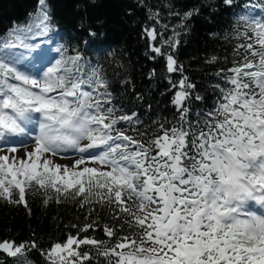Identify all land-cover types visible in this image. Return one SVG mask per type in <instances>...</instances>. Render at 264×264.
Returning a JSON list of instances; mask_svg holds the SVG:
<instances>
[{
  "label": "snow or ice",
  "instance_id": "snow-or-ice-1",
  "mask_svg": "<svg viewBox=\"0 0 264 264\" xmlns=\"http://www.w3.org/2000/svg\"><path fill=\"white\" fill-rule=\"evenodd\" d=\"M220 2L236 17L221 37L231 51L206 59L216 98L197 109L205 97L175 53L213 5L168 0L177 30L138 0L145 55L179 74L161 93L170 117L149 103L145 119L134 89L127 108L102 66L59 42L54 0L0 30V201L29 216L37 199L77 209L47 247L34 231L0 237V264H264V0Z\"/></svg>",
  "mask_w": 264,
  "mask_h": 264
},
{
  "label": "trees",
  "instance_id": "trees-1",
  "mask_svg": "<svg viewBox=\"0 0 264 264\" xmlns=\"http://www.w3.org/2000/svg\"><path fill=\"white\" fill-rule=\"evenodd\" d=\"M177 12L201 4L213 5L202 7L199 16L190 23V30L182 34V44L175 56L184 65L185 74L197 85V91L205 97L197 102V109L210 107L215 96L212 85L216 78L211 74L217 65L209 66L206 59L212 55L223 57L230 54L231 47L223 41L222 34L229 30L236 17L225 10L220 0H173ZM168 0H146V7L161 10L162 23L177 26L178 19L169 17L163 7ZM138 0H54L57 30L64 35L61 43L77 46L93 63L102 66L107 77L112 81L114 93L124 96L127 108H135L137 101L134 92L145 96L144 105L139 111L144 114L147 104L153 105L151 115L171 116L168 101L170 94L161 95L168 88L164 77L170 74L165 70V60L157 57L150 60L147 55L146 41L142 38V25L151 24L146 20L145 8L138 7ZM38 7L37 0H0V30L8 29L15 23L23 25L29 13ZM96 33L89 36L88 31ZM67 33V34H66ZM216 33V36L212 34ZM171 35V31L164 36ZM71 37V38H70ZM85 41L91 45L86 47ZM122 66V67H121ZM230 65L220 64L219 67ZM156 70V76L149 79L148 73ZM179 79V74H171ZM129 79L131 84L126 89L121 81ZM127 110V109H126ZM32 214L21 206H13L0 201V237H18L28 239L34 231L47 247L53 240L64 239V224L75 222L77 209L71 203L50 204L45 208L37 199L31 202ZM81 222L83 217H80ZM39 262L40 257H35Z\"/></svg>",
  "mask_w": 264,
  "mask_h": 264
},
{
  "label": "rangeland",
  "instance_id": "rangeland-1",
  "mask_svg": "<svg viewBox=\"0 0 264 264\" xmlns=\"http://www.w3.org/2000/svg\"><path fill=\"white\" fill-rule=\"evenodd\" d=\"M62 163L64 162V161H61Z\"/></svg>",
  "mask_w": 264,
  "mask_h": 264
}]
</instances>
